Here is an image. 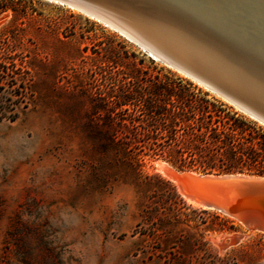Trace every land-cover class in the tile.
I'll use <instances>...</instances> for the list:
<instances>
[{
    "label": "rangeland",
    "instance_id": "rangeland-1",
    "mask_svg": "<svg viewBox=\"0 0 264 264\" xmlns=\"http://www.w3.org/2000/svg\"><path fill=\"white\" fill-rule=\"evenodd\" d=\"M0 3L10 7L0 58L11 63L0 72V264H264V232L192 206L161 167L181 170L144 157L142 174L182 199L171 207L160 182L137 187L107 149L104 103L119 90L190 81L215 94L76 9ZM155 207L176 217L144 220Z\"/></svg>",
    "mask_w": 264,
    "mask_h": 264
},
{
    "label": "trees",
    "instance_id": "trees-1",
    "mask_svg": "<svg viewBox=\"0 0 264 264\" xmlns=\"http://www.w3.org/2000/svg\"><path fill=\"white\" fill-rule=\"evenodd\" d=\"M9 8L0 3V13ZM4 64L11 63L0 58V72L7 73ZM187 85L121 89L104 103L108 151L136 173L137 187L160 182L172 197L171 207L182 199L159 175L142 174L144 157L161 158L181 171L264 176V125L190 81ZM173 216L155 207L143 219L169 224Z\"/></svg>",
    "mask_w": 264,
    "mask_h": 264
},
{
    "label": "bare ground",
    "instance_id": "bare-ground-1",
    "mask_svg": "<svg viewBox=\"0 0 264 264\" xmlns=\"http://www.w3.org/2000/svg\"><path fill=\"white\" fill-rule=\"evenodd\" d=\"M129 1L131 5L110 0L94 4L146 36L151 45L182 56L190 69L204 70L211 82L222 87L250 88L264 97V75H256L246 67L249 64L264 72V0H125ZM146 12L166 21L152 19ZM187 32L236 58L228 59ZM161 172L178 183L183 192L175 170L162 166ZM187 201L204 208L188 197ZM256 227L264 231V225Z\"/></svg>",
    "mask_w": 264,
    "mask_h": 264
},
{
    "label": "water",
    "instance_id": "water-1",
    "mask_svg": "<svg viewBox=\"0 0 264 264\" xmlns=\"http://www.w3.org/2000/svg\"><path fill=\"white\" fill-rule=\"evenodd\" d=\"M49 1L76 9L111 29H114L139 45L149 55H154L159 61L179 73H182L184 76L203 86L208 91L231 103L239 111L264 125V97L260 92H254L250 88L222 87L211 82L208 80L204 70L199 68H193L194 70L190 69L186 61L182 60V56L177 53L164 51L163 48L159 46L151 45L146 36L140 32L137 33L131 30L125 22L117 20L110 13L105 12L94 4V2H100L101 0ZM110 1H114L113 3L115 4H132V2L129 1V3H127L125 0ZM145 14L151 16L150 13L146 12ZM152 16L155 17V20H161L154 15ZM161 21L166 20L162 19ZM186 34L204 44H207L214 51L222 53L230 60L236 58V56H233L230 53L226 52L224 54V52L218 48L211 46L193 34L188 32ZM247 65V69L252 73L259 76L264 75V72H260L256 68L249 66V64ZM176 172L178 174V180L182 184L183 192L179 189L178 183L174 182L176 183L180 194L186 200L188 197L193 201L201 203L202 207L205 209L219 211L242 222L248 228L264 232L256 227L264 225V176L245 175L242 173L198 174L193 171ZM193 174H196V176Z\"/></svg>",
    "mask_w": 264,
    "mask_h": 264
}]
</instances>
